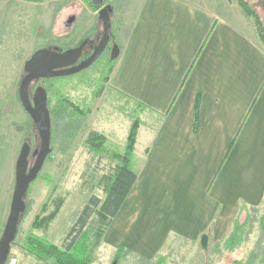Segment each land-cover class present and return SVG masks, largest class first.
I'll list each match as a JSON object with an SVG mask.
<instances>
[{
  "label": "crops",
  "instance_id": "0c3cea01",
  "mask_svg": "<svg viewBox=\"0 0 264 264\" xmlns=\"http://www.w3.org/2000/svg\"><path fill=\"white\" fill-rule=\"evenodd\" d=\"M249 18L238 0H140L107 79L143 112L110 246L151 258L170 234L222 241L242 203L263 205L264 44Z\"/></svg>",
  "mask_w": 264,
  "mask_h": 264
},
{
  "label": "rangeland",
  "instance_id": "374dc122",
  "mask_svg": "<svg viewBox=\"0 0 264 264\" xmlns=\"http://www.w3.org/2000/svg\"><path fill=\"white\" fill-rule=\"evenodd\" d=\"M111 2L115 7L113 29L117 41L123 43L140 0ZM249 2L264 22V9L260 3L257 0ZM72 13H76L78 19L70 28L66 19ZM96 18L97 11L86 0H0V237L10 211L15 166L21 146L24 142H28L31 148L40 146L38 130L19 97L20 82L25 75L24 64L39 48H50L51 45L67 48L78 44L94 27ZM246 22L256 30L253 18ZM110 55L108 48L92 66L79 73L39 81L48 91L50 108L65 103L79 107L85 114L82 128L66 153L56 137L52 138V152L32 182L27 195L30 210L20 225L16 244L10 253L18 258L19 264H47L19 246L28 234H38L61 247L69 242L70 228L89 198L94 195L104 199L101 179L117 163L113 153L124 152L132 122L142 118L143 112L134 102L116 94L108 86V67L115 62L111 61ZM16 125L24 127L18 130ZM91 131L107 137L104 150L96 151L88 144ZM33 163L30 156V166ZM60 197L64 198V203L49 227H34L36 217L53 211L55 200ZM263 212V209L250 211L251 220L245 227V240L240 248L233 251L225 248L224 242L231 232L222 241L209 238L207 250L201 247L200 237L185 241L170 234L160 257H165V264H235L236 260L245 263L251 252H258L259 246L264 247L260 225ZM247 213L243 211L240 222L248 217L250 213ZM104 240L105 236L95 249L91 264H112L116 260L117 248ZM130 250L132 253L117 260L118 264H154L159 258L145 262L140 258L144 256Z\"/></svg>",
  "mask_w": 264,
  "mask_h": 264
},
{
  "label": "trees",
  "instance_id": "16d2710c",
  "mask_svg": "<svg viewBox=\"0 0 264 264\" xmlns=\"http://www.w3.org/2000/svg\"><path fill=\"white\" fill-rule=\"evenodd\" d=\"M86 1L94 10L98 9V7L93 5L90 0ZM238 1L245 15L254 19L256 32L260 41L264 44V22L262 21V18L256 13L249 0ZM113 63L114 62L108 67L107 79L112 71ZM199 110L200 99L198 98L195 107L194 131H196L198 126ZM84 114V110L81 111L79 107H74L65 103L50 108L51 135L52 138L56 137V140L61 143L60 146L64 153H66L82 128ZM140 125L141 120L139 118L134 119L128 131L124 152L113 153V157L117 163L110 169L109 173L105 174L101 179V186L105 193V197L104 199H101L93 195L89 198L87 204L77 216L75 223L70 228L67 235V240L69 242L64 247H61L48 241L43 236L31 233L28 234L19 245L27 254L34 255L47 264H91L93 262L95 249L102 242L107 229L117 215L121 205L137 179V173L132 168V159ZM106 141L107 137L97 131H91L87 138L88 144L96 151L104 150ZM31 185L32 183L30 184L25 197L27 208L25 213L21 216L17 235L12 246L16 244L20 225L30 210L31 205L27 199V195ZM63 203L64 198L62 197L55 200L53 211L46 216L36 217L33 224L34 227L48 228L59 213ZM261 209L264 210V203L261 206H249L245 203L241 204L239 214L234 222L231 233L224 242L227 250L233 251L240 248L245 240V227L249 225L251 220L250 211L252 210L256 212ZM243 211L250 214L248 215L247 213L248 217H246L243 222H240V215ZM95 216H97L96 219ZM260 225L264 233V212L261 217ZM174 238H179L185 241L190 240L180 235H174ZM131 253L130 249L120 246L116 250V260H121L123 257ZM160 255H162L161 250L153 257V259H146L144 257L140 258L145 260V262H151L159 257L154 264H165V257H160ZM235 264H264V247L262 248L259 246L258 252H251L245 263H243L242 260H236Z\"/></svg>",
  "mask_w": 264,
  "mask_h": 264
},
{
  "label": "water",
  "instance_id": "95a60500",
  "mask_svg": "<svg viewBox=\"0 0 264 264\" xmlns=\"http://www.w3.org/2000/svg\"><path fill=\"white\" fill-rule=\"evenodd\" d=\"M98 8L104 4V0H90ZM111 4L99 9V17L103 22V37L94 52L84 61L77 64L82 56L84 43L77 47H72L59 52V47L39 48L24 64L25 75L19 86V97L24 110L32 118L40 138V146L33 155L34 163L30 166L31 145L24 142L21 146L16 166L15 185L10 204L9 215L0 238V264H5L14 242L21 216L25 213L27 205L25 197L28 188L41 172L48 155L52 152L51 116L48 106V91L40 85L36 88L33 97H30V86L33 81L40 79L57 78L79 73L92 66L105 52L110 40L112 30ZM120 46L115 43L111 50L110 59L116 60L120 56ZM24 126L16 125L18 130ZM209 236L204 233L201 236V247L208 249ZM112 264H118L114 260Z\"/></svg>",
  "mask_w": 264,
  "mask_h": 264
},
{
  "label": "flooded vegetation",
  "instance_id": "af4514ba",
  "mask_svg": "<svg viewBox=\"0 0 264 264\" xmlns=\"http://www.w3.org/2000/svg\"><path fill=\"white\" fill-rule=\"evenodd\" d=\"M258 3H260V6L263 7L264 9V1L263 0H257ZM108 4H111L112 5V12H111V19H112V30H111V34H110V40H109V43L107 45V48H110V54H111V50H112V47L115 43H117V38H116V34L114 32V12H115V7H114V4L111 2V0H104V4L102 6H100L96 11H97V21L94 25V27H91L90 30H88V34L82 38L78 44L74 45V46H70V47H61L59 45H51L50 48H53V47H59V52H63L64 50L68 49V48H72V47H77L79 45H81L82 43L85 42L84 44V47H83V52H82V56L80 57V59L78 60V62L76 63L79 64L81 63L82 61H84L85 59H87L93 52L94 50L97 48V46L99 45V42L100 40L102 39L103 37V22L102 20L100 19L99 17V9L102 8L103 6L105 5H108ZM78 19L76 13H72L71 15H69V17L66 19V25L67 27H70L72 28L74 25V22H76ZM50 79V78H49ZM45 80H48L47 79H40L38 81H33L31 83V86H30V97L32 98L33 95H34V92L36 90V88L38 86H40L41 84H39V81H45ZM48 106H49V109H50V105H49V97H48ZM39 148V147H38ZM37 148H31V158L32 159H35V156L33 155L34 151L36 150Z\"/></svg>",
  "mask_w": 264,
  "mask_h": 264
},
{
  "label": "built area",
  "instance_id": "2783aa9c",
  "mask_svg": "<svg viewBox=\"0 0 264 264\" xmlns=\"http://www.w3.org/2000/svg\"><path fill=\"white\" fill-rule=\"evenodd\" d=\"M5 264H19V260L15 256L9 255Z\"/></svg>",
  "mask_w": 264,
  "mask_h": 264
}]
</instances>
